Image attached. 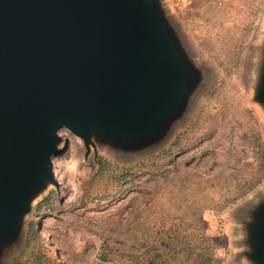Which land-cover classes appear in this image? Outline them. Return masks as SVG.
<instances>
[{
  "label": "water",
  "instance_id": "water-1",
  "mask_svg": "<svg viewBox=\"0 0 264 264\" xmlns=\"http://www.w3.org/2000/svg\"><path fill=\"white\" fill-rule=\"evenodd\" d=\"M248 62L264 131V22ZM162 0H0V264L55 185L68 129L89 154L156 153L212 80ZM239 264H264V189L237 215Z\"/></svg>",
  "mask_w": 264,
  "mask_h": 264
},
{
  "label": "rangeland",
  "instance_id": "rangeland-1",
  "mask_svg": "<svg viewBox=\"0 0 264 264\" xmlns=\"http://www.w3.org/2000/svg\"><path fill=\"white\" fill-rule=\"evenodd\" d=\"M162 2L192 52L212 71L211 82L194 100L184 124L156 153L124 158L97 149L95 154L93 150L87 154L83 141L61 128L60 142L50 160L55 185L37 200L27 218L24 243L6 264H14L25 251L32 220L38 222L48 256L60 264H120L104 260L100 252L111 250L112 258L115 251L137 252L128 240L134 223L144 217L151 221L162 218L191 237L197 235L195 213L201 217L202 235L209 240L214 259L221 264L240 263L236 260L237 215L264 189V175L254 188L221 210L219 191L225 189L217 184L230 175L253 173L259 145L264 147L262 123L250 100L248 85V62L264 22V0ZM245 26L250 27L248 31ZM224 36L240 43L233 63L220 46L218 37ZM165 152L168 155L155 174L137 167ZM99 159L117 168L138 170L114 197L94 202L83 198L82 203L86 181L99 171ZM183 182L201 183L202 190L195 186L186 189ZM92 188L90 194L101 197L105 186L101 180ZM155 232V228L149 230L150 234Z\"/></svg>",
  "mask_w": 264,
  "mask_h": 264
},
{
  "label": "trees",
  "instance_id": "trees-1",
  "mask_svg": "<svg viewBox=\"0 0 264 264\" xmlns=\"http://www.w3.org/2000/svg\"><path fill=\"white\" fill-rule=\"evenodd\" d=\"M250 27L245 26L244 30L248 31ZM219 43L225 54L228 52L230 63L236 61L240 43L228 39L227 36L218 37ZM233 41L235 44L233 45ZM227 55V54H226ZM258 164L256 170L249 174H234L221 179L217 187L223 186L225 190L220 189L222 199L218 202V210H221L233 203L236 199L246 194L259 183L264 175V147L259 145ZM168 155V152L162 154L155 160H149L148 163L138 165L150 169L149 174H155L162 166L161 160ZM162 158V159H161ZM165 160V159H164ZM99 171L91 179L86 181L87 191H84L83 198L104 201L112 198L128 185L132 176L136 175L137 167L117 168L103 159H99ZM103 181L105 189L101 197H93L90 192L92 187L99 181ZM233 181V182H232ZM186 189L189 187L199 188L202 190V184L193 182L181 183ZM213 186V185H212ZM216 187V185H215ZM203 208L208 205H201ZM41 205L38 207V212ZM161 208V207H160ZM201 208V209H203ZM195 209V208H194ZM189 212H193L190 207ZM198 209L197 211H199ZM161 211V210H159ZM195 223L197 226L196 233L190 237L180 228H175L173 224L165 223L162 218L151 221L149 218H142L132 226L133 234L128 238L132 247L137 252L121 250L115 251V256L110 257L113 253L111 250L102 249L100 257L106 261L119 262L120 264H221L213 257V249L209 245V240L202 235L201 217L195 213ZM157 221V223H155ZM153 222V223H152ZM178 226V225H177ZM176 226V227H177ZM155 228L156 232L150 234L149 230ZM187 231V228L185 229ZM49 248L46 247L38 233V222L32 220L28 227L27 245L23 254L14 261V264H60L56 259L48 256ZM118 254V255H117Z\"/></svg>",
  "mask_w": 264,
  "mask_h": 264
},
{
  "label": "bare ground",
  "instance_id": "bare-ground-1",
  "mask_svg": "<svg viewBox=\"0 0 264 264\" xmlns=\"http://www.w3.org/2000/svg\"><path fill=\"white\" fill-rule=\"evenodd\" d=\"M58 165H60V163Z\"/></svg>",
  "mask_w": 264,
  "mask_h": 264
}]
</instances>
